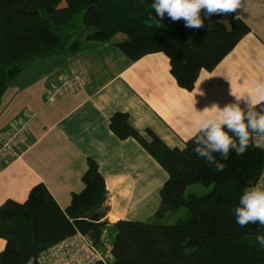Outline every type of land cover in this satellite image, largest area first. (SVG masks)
<instances>
[{
  "label": "trees",
  "instance_id": "16d2710c",
  "mask_svg": "<svg viewBox=\"0 0 264 264\" xmlns=\"http://www.w3.org/2000/svg\"><path fill=\"white\" fill-rule=\"evenodd\" d=\"M152 3L0 0V103L30 63L77 52L83 42L112 41L131 62L163 53L177 84L193 91L201 72L214 71L251 32L236 11L214 13L210 24L202 9L204 26L191 29L183 19L172 21L167 13L157 21ZM79 13L82 21L72 32ZM121 33L125 38L116 40ZM256 109H264V102ZM110 129L120 140L138 141L168 173L153 220L110 222L105 178L98 163L89 160L84 188L73 193L66 208L43 183L35 185L25 201L8 199L0 206V238L6 241L0 264H39L42 253L78 232L104 253L106 237L113 236L109 264H264V244L256 239L264 235V227L257 223L242 228L234 212L240 197L257 186L264 170V151L256 143V134L244 154L230 150L224 160L212 153L215 163L209 164L193 151L197 133L183 148H171L152 129L146 138L125 112L112 116ZM215 164H223V171H216ZM199 184L213 188L205 195L189 193L191 186ZM174 216L175 221L164 222Z\"/></svg>",
  "mask_w": 264,
  "mask_h": 264
},
{
  "label": "crops",
  "instance_id": "0c3cea01",
  "mask_svg": "<svg viewBox=\"0 0 264 264\" xmlns=\"http://www.w3.org/2000/svg\"><path fill=\"white\" fill-rule=\"evenodd\" d=\"M236 12L251 32L214 71L201 72L193 91L177 84L165 54L131 62L112 41L83 42L77 52L30 63L0 103V137L27 109L36 113L24 154L11 156L0 172V206L8 199L25 201L43 183L66 208L83 190V174L94 160L109 192L107 219L151 220L168 173L138 141L120 140L110 120L128 113L146 138L152 129L169 147L183 148L197 125L216 114L213 105L239 103L246 110L255 83L264 81V0H242ZM81 67L86 86L49 100L52 86ZM5 245L0 238V252Z\"/></svg>",
  "mask_w": 264,
  "mask_h": 264
},
{
  "label": "clouds",
  "instance_id": "9594fccd",
  "mask_svg": "<svg viewBox=\"0 0 264 264\" xmlns=\"http://www.w3.org/2000/svg\"><path fill=\"white\" fill-rule=\"evenodd\" d=\"M151 7L157 21L163 20L167 13L172 21L183 19L185 27L199 29L204 26L200 16L202 9L206 10L205 16L211 24L212 14L235 12L242 8V0H153ZM261 102H264V81L255 83L253 99L247 111L239 103H229L222 109L213 105L211 109L216 114L197 125L193 151L206 158L209 164L215 163L212 153H219L224 160L228 159L230 150L238 156L244 154L252 134L264 137V109H256V105ZM224 167L223 164H215L216 171H223ZM234 212L236 223L242 228L257 223L264 227V187L256 186L246 190ZM256 239L264 244V235H258Z\"/></svg>",
  "mask_w": 264,
  "mask_h": 264
},
{
  "label": "built area",
  "instance_id": "2783aa9c",
  "mask_svg": "<svg viewBox=\"0 0 264 264\" xmlns=\"http://www.w3.org/2000/svg\"><path fill=\"white\" fill-rule=\"evenodd\" d=\"M88 82V73L81 67L64 77L59 83L52 86L48 99L58 100L68 92L83 89ZM36 117L35 111L27 109L23 116L17 119L0 137V172L4 169L9 158L15 156L21 158L26 148L29 123ZM256 143L264 151V137L255 136ZM257 186L264 187V170L257 183ZM110 250L104 253L93 240L78 232L76 235L62 241L51 249L42 253L38 259L39 264H96L103 262L109 264ZM29 264H35L31 261Z\"/></svg>",
  "mask_w": 264,
  "mask_h": 264
},
{
  "label": "rangeland",
  "instance_id": "374dc122",
  "mask_svg": "<svg viewBox=\"0 0 264 264\" xmlns=\"http://www.w3.org/2000/svg\"><path fill=\"white\" fill-rule=\"evenodd\" d=\"M82 15H83V13H79V14H77L75 16V18H74V24L71 26V28H73V29H71L72 32L75 31V30H78V23L80 25V23L82 21ZM167 25L168 24H161V26H167ZM115 38L116 39L120 38V40H122V39L125 38V36H124V34L121 33V34H118ZM212 188H213V186L207 187V186H204V185H201V184H199V185H193V186H191L189 188L190 189L189 190V193L194 192V193H197V195H205ZM176 219H177V216H174V217H171V219L165 220L164 222H167L168 223L169 221H175ZM151 220H153V218ZM151 220H149V221H151ZM106 239H107V241H106V247H107V249L105 250V253L107 254V252L109 251L110 242L111 243L113 242V236L110 237V235L108 234V236L106 237Z\"/></svg>",
  "mask_w": 264,
  "mask_h": 264
},
{
  "label": "bare ground",
  "instance_id": "6f19581e",
  "mask_svg": "<svg viewBox=\"0 0 264 264\" xmlns=\"http://www.w3.org/2000/svg\"><path fill=\"white\" fill-rule=\"evenodd\" d=\"M112 215V214H111Z\"/></svg>",
  "mask_w": 264,
  "mask_h": 264
}]
</instances>
